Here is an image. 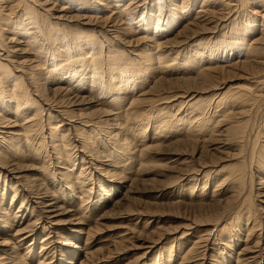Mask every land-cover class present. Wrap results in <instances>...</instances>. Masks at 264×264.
Listing matches in <instances>:
<instances>
[{"label": "rangeland", "instance_id": "1", "mask_svg": "<svg viewBox=\"0 0 264 264\" xmlns=\"http://www.w3.org/2000/svg\"><path fill=\"white\" fill-rule=\"evenodd\" d=\"M211 1L0 0L42 16L37 46L0 34L39 68L37 104L0 105V264H264V5Z\"/></svg>", "mask_w": 264, "mask_h": 264}, {"label": "bare ground", "instance_id": "2", "mask_svg": "<svg viewBox=\"0 0 264 264\" xmlns=\"http://www.w3.org/2000/svg\"><path fill=\"white\" fill-rule=\"evenodd\" d=\"M2 1V0H1ZM8 1V0H7ZM203 1V3H202V7L203 8H206V6H207V4H209V3H213L211 0H202ZM240 1V0H239ZM246 1V0H245ZM244 1V2H245ZM250 1H252V3L254 2L255 3V5L256 4H258V3H261V4H263L264 5V0H250ZM13 2V1H12ZM32 2V1H31ZM98 2V1H97ZM247 2H248V0H247ZM247 2H245V3H247ZM1 3H3V2H1ZM25 3V2H24ZM27 3V2H26ZM215 3V2H214ZM238 3H240V2H238ZM15 5L17 4V2L16 3H14ZM13 4V5H14ZM248 4V3H247ZM2 5H4V4H2ZM13 5H11L10 7H14ZM18 5V4H17ZM24 5V4H23ZM31 5V4H30ZM30 5H28L27 6V9H28V12H27V14L25 13L26 11H24V15H23V13H22V15L20 14V16H19V18H18V20L16 21V24H20V23H22V20L23 21H28V23L31 25V27H29V29H26L25 27H22V25L23 24H20L19 26L18 25H15V24H11L10 25V23L9 22H11V21H13V20H11L10 21V14L8 15V16H4V15H0V34H3L4 35V32L6 31V33H7V31H8V33L9 34H17V35H20V34H24V32H26V36L27 35H31V37H30V39L29 40H31L30 41V45H34V46H37V40H35L36 38H35V35L37 34V32H38V29H37V27H39V20L40 19H38L39 17L41 18L42 16H39L38 15V13H37V11H36V8L35 9H33V8H31L30 7ZM159 5V4H158ZM235 6H237V5H235ZM246 6V5H245ZM1 7V6H0ZM202 7H201V9H202ZM5 8H6V6H5ZM8 8V7H7ZM6 8V9H7ZM16 8V7H15ZM179 8V7H178ZM9 9V8H8ZM14 9V8H13ZM22 10H23V8H21ZM146 9V8H145ZM16 10H17V8H16ZM18 10H20V9H18ZM17 10V11H18ZM5 11V10H4ZM9 11V10H8ZM14 11V10H13ZM205 10L203 9V10H201L200 12H201V16L200 17H203L204 18V13L206 14V12H204ZM207 11V10H206ZM10 12V11H9ZM16 12V11H15ZM23 12V11H22ZM2 13V12H1ZM11 13H14V12H11ZM237 13V12H236ZM3 14H6V13H3ZM44 14V13H43ZM15 15V14H14ZM25 15L27 16V17H25ZM45 15H47V14H45ZM214 15V14H213ZM225 15V14H224ZM13 16V15H12ZM39 16V17H38ZM49 16V15H48ZM239 16V15H238ZM15 16H13V18H14ZM45 17V16H44ZM199 17V16H198ZM199 17V18H200ZM207 17H208V15H207ZM216 17H217V15H216ZM22 20H21V19ZM46 18V17H45ZM95 18V17H94ZM183 18V17H182ZM237 18V17H236ZM47 19V18H46ZM62 19H65V18H59L58 17V20H62ZM93 19V18H92ZM57 20V21H58ZM96 20V19H95ZM100 19H98V21H99ZM103 20H104V18H103ZM220 20V19H219ZM47 21V20H46ZM114 21H116V20H114ZM113 21V22H114ZM208 21V20H207ZM221 21V20H220ZM13 22H15V21H13ZM87 22V21H86ZM113 22L111 23L112 25H113ZM236 21H234L233 23H235ZM242 22V21H241ZM253 22V21H252ZM12 23V22H11ZM97 23V22H96ZM232 23V24H233ZM248 23V22H247ZM254 23V22H253ZM25 24V23H24ZM87 24V23H86ZM121 24V23H120ZM218 24V23H217ZM244 24V23H243ZM53 25H54V23H53ZM57 24L55 23V25L54 26H56ZM158 25V24H157ZM236 25H237V23H236ZM245 25V24H244ZM24 26V25H23ZM59 26H60V24H59ZM102 26V25H101ZM233 26V25H232ZM235 26V25H234ZM243 26V25H242ZM41 27V26H40ZM39 27V28H40ZM57 27V26H56ZM52 29H53V26L51 27ZM103 28V27H102ZM113 28V27H112ZM200 28V27H199ZM204 28V27H203ZM234 28V27H233ZM232 28V32H234V33H236V31L234 30ZM54 29H56V28H54ZM53 29V30H54ZM93 29V28H92ZM107 29V28H106ZM115 29V28H114ZM207 29V28H206ZM112 30V29H111ZM264 30V29H263ZM46 31V29L44 30V31H41V32H45ZM49 31V30H48ZM55 31H58L57 33H59V28H58V30L56 29ZM54 32V31H53ZM73 32V31H72ZM98 32V31H97ZM214 32V31H213ZM240 32V31H239ZM238 32V33H239ZM46 33H47V35H49V33L46 31ZM56 33V34H57ZM70 33V32H69ZM198 33V32H197ZM231 33V32H230ZM237 34V33H236ZM39 35V34H38ZM46 36V34L44 33L43 34V36ZM52 35V39H53V41H54V39H55V42H53V43H55V45L57 44V42L58 41H60L61 39H59V38H62V35H57V36H59V37H56V35L54 34H51ZM84 33H80V32H78V34H73V36H74V39H70V41L68 42V43H70V44H68V43H66V48H65V50L63 51V53H65V54H68L67 53V51H69L68 49L70 48V50L71 49H73V51H77V50H80L81 51V49L84 47V43H86V42H84L83 43V40H84ZM235 35V34H234ZM242 35V34H241ZM5 36H6V34H5ZM41 36V35H40ZM70 36V35H69ZM87 36V35H86ZM118 36V35H117ZM2 37V36H1ZM1 37H0V40H1ZM42 37V36H41ZM191 37V36H190ZM219 37V36H218ZM45 38H47V37H45ZM48 38H50V36L48 37ZM87 38V37H86ZM231 38H232V36H231ZM13 39V38H12ZM16 39V38H15ZM14 39V40H15ZM43 39V38H42ZM59 39V40H58ZM219 39V38H218ZM14 40H12V42L14 41ZM58 40V41H57ZM7 41V40H6ZM28 41V40H27ZM66 41V40H65ZM95 41H97V40H94V39H90V42H88V43H90V45L91 46H89V48L91 49L93 46V44L95 43L96 44V42ZM11 42V41H10ZM11 42V43H12ZM61 42V41H60ZM101 42V41H100ZM125 42V41H124ZM3 43V42H2ZM6 42H4V44H5ZM25 42H22V41H20L19 40V42L17 43V44H24ZM59 43V42H58ZM98 43V42H97ZM3 44V45H4ZM29 44V43H28ZM68 44V45H67ZM200 44V43H199ZM223 44H226V42H224ZM3 45H1L0 47H3ZM21 45V46H22ZM44 45V44H43ZM65 45V44H64ZM218 45V44H217ZM95 46V45H94ZM220 46V45H219ZM7 47V46H6ZM50 47V46H49ZM247 47V46H246ZM10 48V47H9ZM176 48V47H175ZM1 49H3L4 50V48H1ZM7 49V48H6ZM39 49V48H38ZM142 49H144V48H142ZM218 49V48H217ZM235 49V48H234ZM9 50V49H8ZM16 51L18 50V49H15ZM56 50V49H55ZM83 50V49H82ZM92 50V49H91ZM120 50V49H119ZM12 51V48H11V50H9V53ZM14 51V50H13ZM20 51V50H19ZM122 51V50H121ZM15 52V51H14ZM78 52V51H77ZM86 52V51H85ZM152 52V51H151ZM8 53V52H7ZM47 53V52H46ZM93 53H94V51H93ZM92 53V54H93ZM97 53V52H96ZM89 54H90V52H89ZM97 54H99V53H97ZM102 54V53H101ZM100 54V55H101ZM111 54V53H110ZM124 54V53H123ZM7 55V54H6ZM54 55V54H53ZM64 55V54H63ZM80 55V54H79ZM112 55V54H111ZM8 56V55H7ZM6 56V57H7ZM65 56H67V55H65ZM64 56V57H65ZM71 56V55H70ZM93 55H91V57H92ZM99 56V55H98ZM123 56H125V55H123ZM127 56V55H126ZM136 56V55H135ZM214 56V55H213ZM72 57V56H71ZM74 57V56H73ZM73 57H72V59H73ZM78 57V56H77ZM77 57H74V58H77ZM82 58H83V55L81 56ZM85 57V56H84ZM96 57V56H95ZM103 57V56H102ZM150 57V56H149ZM4 58V57H3ZM8 58V57H7ZM10 58V57H9ZM25 58V57H24ZM30 58V57H29ZM115 58H116V55H115ZM114 58V59H115ZM119 58V57H118ZM11 59V58H10ZM22 59V58H21ZM31 59V58H30ZM61 59H63V58H61ZM66 59H68V58H66ZM109 59H110V56H109ZM108 59V60H109ZM112 59H113V57H112ZM121 59V58H120ZM150 59V58H149ZM157 59V58H156ZM9 60V59H8ZM32 60H35V59H32ZM42 60V59H41ZM92 60H93V57H92ZM116 60H118V59H115V61ZM165 60V59H164ZM28 61V60H27ZM26 61V62H27ZM65 61V60H64ZM77 61L78 60H75V61H73L72 63H74V64H76L77 63ZM84 63L85 62V60L84 59H82V60H79L78 61V63ZM89 61V60H88ZM110 61H112V60H110ZM114 61V60H113ZM152 61V60H151ZM3 62V61H2ZM11 62H13V61H11ZM22 62H24V61H22ZM40 62V61H39ZM91 62L92 61H90L89 62V65L91 64ZM14 63V62H13ZM12 63V66L14 65ZM20 63V62H19ZM30 64H33V63H31V62H29ZM34 63H35V61H34ZM68 64V65H66L67 66V68H63L62 67V69H63V71H66V72H69V71H67V69L68 70H70V74H72L73 72H71V68H73L75 65L74 64ZM86 63V62H85ZM88 63V62H87ZM86 63V64H87ZM114 63V62H113ZM7 64V63H6ZM11 64V63H10ZM16 64V63H15ZM18 64V63H17ZM22 65L21 66H23V67H26V65H25V62L24 63H21ZM38 64V63H37ZM41 64V63H40ZM99 64H100V60L99 59H97V58H95L94 60H93V62H92V64L90 65L91 66V68L93 67V69H91L90 68V70L93 72L98 66H99ZM128 64V63H127ZM29 65V64H28ZM80 65V64H79ZM88 65V64H87ZM146 65V64H145ZM150 65V64H149ZM3 66H4V63H1V61H0V105H4L5 104V102L7 101V100H9L10 101V103H12V102H14V104L15 105H17L15 108L18 110V111H14V114H15V112H17V114L18 113H20V112H25V110L26 111H28L29 110V108H30V106H32L31 104H33V106L35 105V103L37 104V102H36V100L29 94V84H31V86H33L34 87V91H39V85H37V86H34V83H35V85H36V80H37V74H34L32 71L33 70H36L37 68H38V66L37 65H34V66H30V67H26V69H28V70H22V74L20 75L19 73H16V70L14 71L13 69H4L3 68ZM9 66V65H8ZM11 66V65H10ZM16 66V65H15ZM18 66V65H17ZM148 66V65H147ZM236 66V65H235ZM20 67V66H19ZM37 67V68H36ZM57 66H53V68H54V70H52V71H56V70H58V71H60L58 68H56ZM76 67V66H75ZM89 67V66H88ZM129 67V66H128ZM10 68V67H9ZM17 68V67H16ZM34 68H36V69H34ZM126 68V67H125ZM147 68H151V67H147ZM39 69V68H38ZM87 69V68H86ZM129 70H130V68H128ZM134 69V68H133ZM152 69V68H151ZM18 70H20V68L18 69ZM85 70V69H84ZM89 70V71H90ZM32 73H31V72ZM88 71V72H89ZM131 71V70H130ZM29 72V73H28ZM37 72H39V70L37 71ZM41 72V71H40ZM45 72H46V70H45ZM54 72H52V73H54ZM62 72V71H61ZM86 72H87V70H86ZM124 72V71H123ZM126 72V71H125ZM129 72V71H128ZM128 72H126V73H128ZM47 73V72H46ZM45 73V74H46ZM49 73H51L50 71H49ZM65 73V72H64ZM121 73V72H120ZM133 73V72H132ZM39 74V73H38ZM48 74V73H47ZM46 74V75H47ZM115 74V73H114ZM24 75V76H23ZM54 75V74H53ZM59 75H62V74H60L59 73ZM123 74H119V78L117 77V79H120V81L121 80H124L125 78L123 77L124 75H127V74H125L124 73V75L122 76ZM130 75V74H129ZM133 75V74H132ZM139 75V74H138ZM128 76V75H127ZM126 76V77H127ZM131 76V75H130ZM134 76H136V75H134ZM24 77H26L27 78V80H28V82H29V84H28V82H25V81H23V79H24ZM50 77V76H49ZM91 77H92V80L93 81H98L99 80V76L97 75V73H91ZM73 78H75V76H74V74H72V76H71V79H73ZM88 78V77H87ZM86 78V79H87ZM101 78V77H100ZM129 78V77H128ZM142 78V77H141ZM47 79V78H46ZM140 79V78H139ZM25 80V79H24ZM101 80V79H100ZM111 80V79H110ZM130 80V79H129ZM131 80H132V78H131ZM135 80V79H134ZM101 82V81H100ZM123 82V81H122ZM102 83V82H101ZM33 84V85H32ZM37 84H39V83H37ZM122 84V83H121ZM105 86V85H104ZM32 87V88H33ZM100 87V86H99ZM106 87H108V86H105V88ZM104 89V88H103ZM107 89V88H106ZM67 91V90H66ZM67 96H69V95H67ZM53 97V96H52ZM178 97V96H177ZM47 100V99H46ZM69 100V99H68ZM224 100V99H223ZM49 101V100H48ZM72 101V100H71ZM221 101H222V99H221ZM61 102V101H60ZM63 102V101H62ZM230 102H231V100H230ZM233 102V101H232ZM59 103V102H58ZM221 104V103H220ZM65 110V109H64ZM67 110V109H66ZM38 112H41L42 110L41 109H38L37 110ZM23 112V113H24ZM28 113V112H27ZM4 114H5V112H4ZM22 114V113H21ZM41 114V113H40ZM48 114V113H47ZM63 114H67L66 112H63ZM33 115V114H32ZM19 116H20V114H19ZM30 116V115H29ZM16 117V116H15ZM21 117V116H20ZM26 117V116H25ZM67 117V116H66ZM52 120V119H51ZM4 121V120H3ZM25 121V120H24ZM19 122V121H18ZM207 121H205L204 123H206ZM16 123V122H15ZM209 123V122H208ZM3 124V123H2ZM7 123H5V125H6ZM9 124V123H8ZM17 124V123H16ZM30 124H32V123H30ZM51 124V123H50ZM4 125V126H5ZM206 125V124H205ZM9 126V125H8ZM35 126V125H34ZM60 126V125H59ZM207 126V125H206ZM75 127V126H74ZM78 127V126H77ZM238 127V126H237ZM15 128V127H14ZM57 126H52V128H51V137L52 136H55V133L57 132ZM92 128V127H91ZM201 129V128H200ZM237 129V128H236ZM30 131H32V129H29ZM13 131V130H12ZM241 131V130H240ZM4 132V131H3ZM11 133V132H10ZM235 133H239V130L237 129L236 131H235ZM6 133H4V135H5ZM9 134V133H8ZM25 134H26V131H25ZM19 135V134H18ZM23 135V134H22ZM240 135V134H239ZM259 135V134H258ZM23 137V136H22ZM56 137V136H55ZM58 137V136H57ZM258 137V136H257ZM17 138H18V136H17ZM26 138V137H25ZM4 139V138H3ZM13 139V138H12ZM20 139V138H19ZM24 139V138H23ZM81 139V138H80ZM257 139V138H256ZM15 140H18V139H15ZM25 140V139H24ZM23 140V141H24ZM55 140V139H54ZM58 140V139H57ZM84 140H86V139H84ZM10 141V140H9ZM22 141V140H21ZM23 141H22V143H23ZM59 141V140H58ZM17 143V142H16ZM16 143H15V145H16ZM19 143V142H18ZM22 143H21V145H22ZM25 143H26V140H25ZM262 144V143H261ZM14 145V144H13ZM57 145H59L58 143H57ZM56 144L54 145V149L56 148V146H57ZM60 146V145H59ZM58 146V147H59ZM256 146V145H255ZM258 146V145H257ZM262 146V145H261ZM17 147H18V145H17ZM57 147V148H58ZM13 148V147H12ZM23 148V147H22ZM261 148V147H260ZM256 149V148H255ZM258 149V148H257ZM15 150V149H14ZM22 150V149H21ZM20 151V150H19ZM56 151V150H55ZM18 152V151H17ZM61 152V151H60ZM58 153V154H60L61 155V153ZM254 152V151H253ZM258 152V151H257ZM258 155V154H257ZM63 156H65V155H63ZM256 157V156H255ZM257 158V157H256ZM254 159V158H253ZM263 159H264V144H263V146H262V153L260 152V154H259V158H257V160L255 161V162H259V164L261 165L262 164V162H263ZM255 165V164H254ZM263 165V164H262ZM232 167V166H231ZM259 167V166H258ZM261 167V166H260ZM222 173V172H221ZM243 174V173H242ZM241 174V175H242ZM243 176V175H242ZM239 178V177H238ZM241 181V180H240ZM242 186V185H241ZM86 189V188H85ZM204 190V189H203ZM88 202V201H87ZM86 202V203H87ZM246 203H248V202H246ZM245 204V203H244ZM248 209V212L246 211ZM245 208V211L247 212V214L248 215H250L251 214V216H253L254 214L251 212V210H249V208ZM244 211V210H243ZM256 211V210H255ZM240 212V211H239ZM243 214H246L245 212H243ZM238 216V215H237ZM246 217V215H243V217ZM236 217V216H235ZM242 217V218H243ZM255 217H256V215H255ZM253 218H254V216H253ZM248 219V218H247ZM250 219H252V218H250ZM241 220V219H240ZM253 220V219H252ZM255 220V219H254ZM254 220H253V222H254ZM251 221V220H250ZM233 222V221H232ZM257 221L255 220V223H256ZM259 222V221H258ZM239 224V223H238ZM256 226H257V224H256ZM225 229V228H224ZM249 229V228H248ZM227 232V231H226ZM46 248V247H45ZM180 248V247H179ZM178 250V249H177ZM181 250V249H180ZM171 253V252H170ZM173 253V252H172ZM170 255V254H169ZM168 255V256H169ZM17 256V255H16ZM172 257H173V255H172ZM8 259H12L11 258V255H10V258H8ZM170 260V259H169ZM9 261V260H8ZM15 261V260H14ZM11 262H12V260H11ZM167 262H169L168 260H167ZM10 263V262H9ZM243 263V262H242Z\"/></svg>", "mask_w": 264, "mask_h": 264}]
</instances>
